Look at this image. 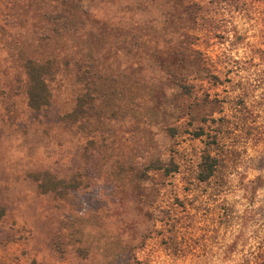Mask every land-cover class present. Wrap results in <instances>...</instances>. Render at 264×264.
Returning <instances> with one entry per match:
<instances>
[{"label": "rangeland", "instance_id": "obj_1", "mask_svg": "<svg viewBox=\"0 0 264 264\" xmlns=\"http://www.w3.org/2000/svg\"><path fill=\"white\" fill-rule=\"evenodd\" d=\"M20 1L0 2V264H264V0ZM55 48L96 57L85 114L64 66L28 106L21 67Z\"/></svg>", "mask_w": 264, "mask_h": 264}, {"label": "trees", "instance_id": "obj_2", "mask_svg": "<svg viewBox=\"0 0 264 264\" xmlns=\"http://www.w3.org/2000/svg\"><path fill=\"white\" fill-rule=\"evenodd\" d=\"M1 5L6 8V16L8 12L17 5L21 4L20 0H0ZM18 17V16H17ZM19 19V18H18ZM24 24L26 23V18L22 19ZM56 21V20H54ZM59 28L50 29L48 36H45L43 39L42 36L38 38V41L49 40L52 38L53 40L63 39L64 34L67 33V29L64 27V22L59 24ZM34 36L37 37L34 32ZM35 38V37H34ZM79 56L77 60L74 62L64 60V57H67L66 49H57L51 52L48 57L39 62L33 59H27L21 67L23 74L25 76V80L23 82L24 92L26 94V99L28 106L33 110H40L43 107L49 105V99L51 97V91L48 86L47 77H57L60 73L61 66L66 67V70L72 72L74 75V81L78 84V92L77 94V107L80 113L85 114L92 109V104L96 101H99L101 98L105 97L104 91H102L98 82L101 80L100 69L97 63H95L96 57L86 58L85 54L82 55L80 50L76 52ZM76 58V56H73ZM91 57V56H90ZM60 67V68H59ZM65 69V68H64ZM205 171L203 174L201 172L199 180L204 182L215 174L217 161L213 157L209 155L205 156ZM42 179L37 176L38 187L41 192L45 193L48 191H54L55 188L52 186L51 182L44 179V175H42Z\"/></svg>", "mask_w": 264, "mask_h": 264}]
</instances>
